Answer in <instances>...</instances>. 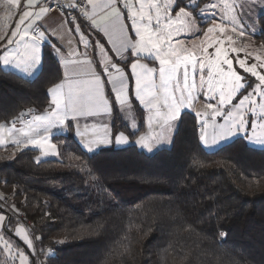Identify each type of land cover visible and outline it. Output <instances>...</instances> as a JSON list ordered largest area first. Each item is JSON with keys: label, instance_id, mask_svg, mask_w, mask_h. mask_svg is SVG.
I'll use <instances>...</instances> for the list:
<instances>
[{"label": "trees", "instance_id": "1", "mask_svg": "<svg viewBox=\"0 0 264 264\" xmlns=\"http://www.w3.org/2000/svg\"><path fill=\"white\" fill-rule=\"evenodd\" d=\"M259 25L264 46V14ZM56 44L43 46L32 80L0 63V125L47 109L63 79ZM132 105L139 131L116 107L113 131L134 139L146 116ZM200 129L183 112L171 147L152 155L136 145L88 153L72 135L54 139V159L0 148V196L31 224L48 264H264V148L238 137L207 151Z\"/></svg>", "mask_w": 264, "mask_h": 264}, {"label": "snow or ice", "instance_id": "2", "mask_svg": "<svg viewBox=\"0 0 264 264\" xmlns=\"http://www.w3.org/2000/svg\"><path fill=\"white\" fill-rule=\"evenodd\" d=\"M8 2L16 7L20 4V0H8ZM36 3L37 0H27V7L21 11L15 30L7 39L5 47L15 42L17 47H23L24 51L20 53L19 58H15V53L12 51L5 52L2 62L6 67L12 66L31 73L39 63L40 44L46 37L44 31L36 34L41 25L36 27L32 25L40 20L49 8L41 4L40 11L34 13L29 9L35 8ZM87 3L91 5V13L89 14L85 9L82 14L91 20L92 26L97 31L108 38V43L112 46L111 49L106 50L99 41L92 45L101 55L99 63L103 65V75L106 76L107 83L111 85L109 96L104 93L105 80L99 73H91L87 80H77L68 84L67 91H65L64 83H58L49 90L54 109L47 115L37 116L35 121L30 123L28 130L20 129L24 139L12 138L10 130L9 138L13 144L17 147L32 145L42 150H55L56 144L49 141L48 133L54 126L64 125L69 114L75 119L77 114L83 115L85 112L96 114L101 110L107 111L110 107L109 97H111L112 105L120 107L129 105L131 103L129 79L124 69L120 67V63L124 62L125 67L130 66V76L134 80L135 101L149 113L150 127L155 119L163 133L165 129L171 127L170 122L177 118L181 110L192 107L193 102L201 98L202 94L205 111L196 112V117L201 121L200 139L206 147L215 146L220 140L239 133L247 134L250 130L253 133L250 139L264 145V136L257 137L255 127L245 118L248 113H251L253 118L264 119V103L257 104V101L253 99V94H256L261 101H264V73L258 71V69H264V58L256 56L255 61L259 63L249 64L247 60L251 53L243 58L239 55L230 56V52L239 53L243 49L233 46L235 41L231 34L223 35L228 27L224 21L229 22L232 33L239 36L246 35L244 25L237 16L238 6L234 2L229 4L227 0H221L220 3H210L205 8H200L199 3H184V0H163V2L136 0V3H133V0H123V9L127 10V18L131 21L130 27L134 37L126 30L129 25L121 22L125 12L118 7L117 0H107L106 3L100 0H87ZM259 4L264 6V0H259ZM69 7H77V5L73 3ZM193 8L201 13L207 12L208 9H219L218 20V14L213 12L211 26L206 27L199 45L192 41V47L189 48L184 46L183 40H179L176 44L180 46H174L172 39L174 36L196 29V19L192 16ZM97 9L104 13L99 20L96 15ZM29 17L31 20L28 26L21 29V25H24ZM252 27L255 28V21ZM213 33L220 35L209 38ZM18 34L19 40H15ZM0 39H3V36H0ZM20 41L24 42L22 46ZM81 42L87 50L90 44L83 38ZM226 43L230 46L226 47ZM109 52L115 53L119 59L113 62ZM60 54L58 49L57 55ZM70 55L79 57L81 53L74 51ZM82 55L87 57V51ZM146 60L158 66H150L149 62H145ZM234 60L243 73L250 74V77L254 79L246 78L234 68ZM71 62L81 63L79 59ZM85 63L90 67L92 62L87 60ZM238 95L241 98L237 104H233V100ZM229 105L231 107L225 112V107ZM216 117H224V123L217 125ZM3 128L4 126L0 125V132ZM207 128L213 130L211 142L205 131ZM77 135L80 133L77 132ZM163 139H165L163 134L159 137L142 136L136 143L152 151L154 143ZM2 142L3 140L0 139V143ZM116 142L127 143V138L121 134ZM101 143H109L107 137L91 139L85 147L91 152ZM3 219V216H0V224ZM22 238L29 247L32 246L27 236ZM5 248L8 251L11 250L7 241H5ZM20 259L21 264H28L24 253L20 254ZM32 264L35 262L33 261Z\"/></svg>", "mask_w": 264, "mask_h": 264}, {"label": "crops", "instance_id": "3", "mask_svg": "<svg viewBox=\"0 0 264 264\" xmlns=\"http://www.w3.org/2000/svg\"><path fill=\"white\" fill-rule=\"evenodd\" d=\"M84 1L87 4V11L90 14L91 5L87 3V0H84ZM44 2L45 0H37L36 7L29 9V10L33 11L34 13L39 12L40 5L41 4L44 5ZM100 2L106 3L107 0H100ZM133 3H136V0H133ZM117 5L122 11L125 12V15L122 18L121 22L126 25H129V27L126 30L129 32L130 35L134 37V33L130 27L131 21L127 18V10L123 9V0H117ZM26 7H27V0H20L19 7L10 5L8 0H0V26H6V25H8L9 27L12 26V30L10 33L5 32V31L0 33V36H3V39H0V63H1L2 68L4 70L13 71L26 79H29V80L34 79L42 68L43 46L46 43H50L54 41L57 44L53 47V52L61 66V70L63 73V79L60 83L65 84V91H67L68 84L74 83L77 80H81V81L87 80L90 78L91 73H99L101 74L102 78L105 80L104 93L106 96H109L111 85L107 83V78L106 76L103 75V65L99 63L101 59L99 50L93 47L92 45L94 42L99 41L101 44L104 45L106 50L111 49L112 46L108 43V38L105 37L102 32L97 31V29L92 26L91 20L86 18L85 15L78 16L76 20L69 21L63 13L59 11H55V10L53 11L49 10L47 13L43 14L40 20L35 21V23L32 25V27H36V25H41V27L38 29L36 34L38 35L39 31H44L46 39L44 40V42L40 44L39 63L36 65L34 69H32L31 73L25 72L22 69L14 68L12 66L6 67L3 64L2 57L5 54V52L12 51L13 53H15V58H19L20 53L24 51V48L23 47L18 48L15 42L12 45H7V47H5V45H6L7 39L11 37V33L15 30V25L19 21V16L21 14V11L25 9ZM96 15H97V19L99 20V18L103 16L104 13L101 12L99 9H97ZM173 15H175V12H173ZM29 20H31V17L25 20V24L21 25V29L28 26ZM29 31L31 32V28L29 29ZM82 38L90 44L87 50L84 49V44L81 42ZM26 39L28 38L26 37ZM15 40H19V34L16 36ZM23 44L24 42L20 41V45L22 46ZM58 49L61 53L60 55H57ZM74 51L81 53V55L79 57L75 55H70V53H73ZM85 51H87L88 53L87 57L82 55ZM109 56L113 58V62L119 59L118 57L115 56V53L113 52H109ZM76 59H79L81 63L74 64L71 62ZM131 59L134 60L135 57H131ZM87 60H91L92 62L90 67L85 63V61ZM145 62H149V61L146 60ZM149 65L158 66V64H153L151 62H149ZM120 67L124 69V72L128 76V79H129V97L131 99V103L129 105H132V100L135 98L133 96L134 80L130 76V66L125 67L124 62H121ZM51 100H52V95L50 93V101H49L47 109L43 112L34 111L33 119L31 123L35 121V118L37 116L47 115L50 110L54 109V105L51 103ZM109 105L110 107L107 111L101 110L100 112L96 114H89L85 112L83 115L77 114L75 119H73L72 115L69 114L68 117L65 119L64 125L54 126L50 130V132L48 133L49 141L51 143L56 144L54 140L56 137H66L68 135H72L75 138V140L81 145V147L85 151H87L85 145L89 140L95 139V138L102 139L104 137H107L109 143H101L98 146H96L93 149V151L91 152L87 151L88 153H96L99 150L103 148H108V147L124 148L126 146L123 147V145L128 146L129 144H126V143L118 144L116 141L122 133L126 134L129 139H132V138L124 131H120L117 133H114L113 131L115 107L117 108L121 118H122V115H121L122 107H120L119 105H112L111 97H109ZM14 124H15V128L13 129ZM3 126L4 128H3V131L0 132L1 134L0 137H4V139H2L3 142L0 143V148L6 147L9 145H15L11 142V139L9 138L10 130H11L12 138L24 139L22 133L19 130L20 129L28 130L30 123H25L17 119L10 124H3ZM127 128L130 130L131 133H136L139 131L138 129V131L133 132V130H131L129 127ZM77 132H79L80 135H77ZM143 132L145 134L146 125H145V129ZM141 135L142 133L138 134L136 138L132 140L133 141L137 140ZM19 148L36 149L40 152L41 156L44 153H50L49 155H54L53 154L54 151L58 152L57 145H56L55 150H52V149L42 150L32 145H29L27 147H19ZM51 157H54V156H51ZM0 200L4 201V199L1 196H0ZM9 213L11 214L10 220L12 219L10 223H9L10 220L7 221V214ZM0 216H3L4 218L3 219L4 227L7 229L11 228L9 230L10 231L9 233L13 235V236H9L10 241H8L6 237L2 241L8 242V244L10 245L11 251H13V249H16L17 247L21 248V250L24 251L23 252L24 255L27 257L28 264H32L33 261L35 262V264H39L38 259H37L36 239H35V235H34V232L30 224L26 223L23 219L20 218L19 215L14 213L10 208L7 211L6 207L2 205L1 203H0ZM24 227L26 228L29 236L24 232L25 231ZM18 230L20 232L19 235H17ZM24 236H27V238L31 240V244H32L31 247H29L28 244L25 242V239L22 238ZM14 242L15 244H13ZM9 256H12V254H9ZM14 259H15L14 257L9 259V257L5 256L6 264H17V260L13 261ZM1 261H3V258L2 260H0V264H1Z\"/></svg>", "mask_w": 264, "mask_h": 264}, {"label": "rangeland", "instance_id": "4", "mask_svg": "<svg viewBox=\"0 0 264 264\" xmlns=\"http://www.w3.org/2000/svg\"><path fill=\"white\" fill-rule=\"evenodd\" d=\"M161 2H163V0H161ZM220 2H221V0H208L206 2H204V1L201 2V0H184V3H193V4L199 3L200 8H205L206 5H208L210 3H220ZM227 2L229 4H232L234 2L238 6L237 16L240 19L241 23L244 25L245 32H246V35H244V36H239L235 33H232L231 32V26H230L229 22L227 20L224 21L225 25H227L228 27H227V29L223 35L227 36V35L231 34L233 40L235 41V45H233V46H236V47L243 49L239 53H231L230 52V56L239 55L240 57L243 58L248 53H251V55L248 56L247 62L249 64H251L253 62L259 63L258 61H255V57L260 56V57L264 58V47H262L263 45L257 43L256 36L260 33L261 28L259 25V18L262 14H264V6H261L259 4V0H255V2H252V0H227ZM213 12H216L218 14L217 15V20H218V16L220 14L219 9H208L207 12L201 13L198 9L193 8L192 9V16L196 19V29L193 30L192 32L181 34L180 36H174L172 38L174 46H177V47L180 46V45L176 44V41H179V40H183L185 42L184 46L189 47V48L192 47V41H195V43L197 45H199L201 43V40L203 39V34L206 31V27L211 26V22L213 19V16H212ZM253 21H255V28L252 27ZM11 30H12V26L11 27H9L8 25L0 26V33L4 32V31L10 33ZM219 35H220L219 33H213V34H211V36L209 38H211L212 36H219ZM225 46L229 47L230 45L226 43ZM209 51H212V49H209ZM233 66L239 72H241V74L244 75L246 78L254 79V78L250 77V74L243 73L242 69H239L235 60H234ZM258 71H261L262 73H264V69H258ZM249 91H251V90H249ZM133 96H134V85H133ZM240 98L241 97L238 95L233 100L232 103L237 104V101ZM253 99H255L257 101V104L264 103V101H261L259 96L256 94H253ZM211 102L215 103L216 101H211ZM204 105H205V101H204L203 96L201 94V98L194 101L192 107L183 108L181 110V112L179 113L177 118L170 122L171 127L168 129H165L163 131V133L161 130V126L159 125V123H157V121L155 119L153 120L152 126L151 127L149 126V124H148L149 113L147 112V110L144 109L145 116H146V132H145V134H144V132H142V135L140 137H142V136L143 137H150V136L159 137L161 134H163L165 137V139L154 143V145L152 147V151H148L147 149L142 148L139 144L136 143V141L139 140L140 137L137 140L133 141L132 139H129L126 134L122 133V135L127 138L126 144H129L128 146L136 145L139 150L144 151L148 155H152L161 149L171 147L172 142H173V137L177 131L179 121H180V117H181L183 112H190L196 116V112L205 111ZM230 107H231L230 105L225 107L224 111L227 112L228 108H230ZM121 115H122V118H123L127 127H129L131 130H133V132L138 131L139 121L136 119V113H135L132 105H127L125 107H122L121 108ZM245 118L249 121V123L251 125H253L255 127V135L257 137L264 136V127H262V125H264V119H261L258 117L253 118L251 113H248ZM197 119H198L199 125L201 126L200 119L199 118H197ZM224 119H225L224 117H216V124L222 125L224 123ZM133 125H135V127H133ZM205 131L208 135L209 141L211 142L212 131H213L212 128H207V129H205ZM238 137H244L247 140V142L249 143V145L254 147V148H264V145L255 143V142H253L252 139H250L251 137H253V133L251 130L248 131L247 134L239 133V134L232 136V137H229L227 139L220 140L215 146H211V147H206L203 144V142L201 141V139H200V142H201L202 146L207 151H214V150L220 148L221 146H223L224 144H226V143H228V142H230V141H232ZM0 138L4 139V137H0ZM124 146L128 147L127 145H123V147ZM126 147H124V148H126ZM47 150H50V149H47ZM49 154L50 153H44L42 156L39 155L38 159L45 160V159H51V158L54 159V158L58 157V152L54 151V153H53L54 155H49ZM51 156H54V157H51ZM8 210L9 209H7V211ZM10 229L5 228L3 222H2V224H0V237H2V239H0V260H2V258H3V261H1V264H6L5 256L9 257V259L14 257L15 259L13 261L17 260V264H21L20 263L21 262L20 254L23 253L24 251H22L21 248H19V247H17L16 249H13V251H11V250L8 251L5 248V242L2 241L5 237H6V239H8V241H10L9 236H13L11 233H9ZM24 229H25L24 232L28 235V232H27L25 227H24ZM19 230H18V232H19ZM30 238H31V236H30ZM13 244H15V242ZM9 254H12V256H9Z\"/></svg>", "mask_w": 264, "mask_h": 264}, {"label": "built area", "instance_id": "5", "mask_svg": "<svg viewBox=\"0 0 264 264\" xmlns=\"http://www.w3.org/2000/svg\"><path fill=\"white\" fill-rule=\"evenodd\" d=\"M73 3L76 4L77 7H69V5ZM44 7L49 8V10L51 11L55 10L63 13L69 21L76 20L78 16H83L82 13L85 11V9L87 10V4L84 0H45ZM33 113L34 109L30 107L24 114L20 115L18 119L25 123H31L33 119ZM0 203L4 205L7 209L10 208L6 202L0 200ZM20 218L23 219V217L21 216ZM36 248L38 263L48 264L47 259L43 256L42 251L38 245L37 239ZM44 250H47V247Z\"/></svg>", "mask_w": 264, "mask_h": 264}, {"label": "water", "instance_id": "6", "mask_svg": "<svg viewBox=\"0 0 264 264\" xmlns=\"http://www.w3.org/2000/svg\"><path fill=\"white\" fill-rule=\"evenodd\" d=\"M10 218H11V214L9 213V214H7V221L10 220Z\"/></svg>", "mask_w": 264, "mask_h": 264}]
</instances>
